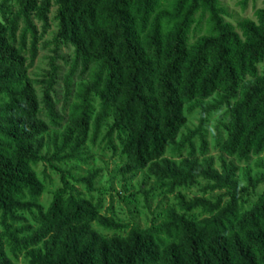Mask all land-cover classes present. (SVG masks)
<instances>
[{
    "label": "trees",
    "instance_id": "trees-1",
    "mask_svg": "<svg viewBox=\"0 0 264 264\" xmlns=\"http://www.w3.org/2000/svg\"><path fill=\"white\" fill-rule=\"evenodd\" d=\"M7 1L0 2V264H17L6 249L27 264H264V192L248 211L240 212L239 202L241 192L254 191L264 178L252 179L246 172L247 187L240 189L233 162L221 160L217 171L212 159L196 158L192 148V140L200 137L201 152H207L202 127L224 105L223 153L247 161L264 152V75L257 71L264 64V10L256 23L239 25V36L222 21L217 0H54L56 39L72 47L74 58L63 78L66 117L50 97L55 68L43 81L45 124L38 119L34 82L26 70L36 55L32 16L44 33L51 0H15L18 13L10 21ZM199 12L202 19L208 15V30L189 45ZM19 23L24 29L16 43ZM78 69L79 78L86 75L88 81L74 86ZM216 92L222 93L218 100L203 107ZM185 107L200 109L199 127L177 142L186 124ZM65 119L60 132L49 134ZM104 126L109 138L117 133L127 162L120 169L123 177L145 170L169 195L197 181L208 185L206 191L224 194L214 201L177 196L159 224L104 238L93 224L113 232L123 227L101 216L99 204L83 198L62 174V187L43 212L44 187L33 168L42 162L87 165L89 134L94 144ZM168 145L175 153L190 151L176 163L164 156ZM100 174L90 169L81 179L67 178L91 193ZM225 197L231 198L228 203ZM196 212L202 216L197 221L192 219Z\"/></svg>",
    "mask_w": 264,
    "mask_h": 264
},
{
    "label": "rangeland",
    "instance_id": "rangeland-1",
    "mask_svg": "<svg viewBox=\"0 0 264 264\" xmlns=\"http://www.w3.org/2000/svg\"><path fill=\"white\" fill-rule=\"evenodd\" d=\"M2 0H0L1 2ZM168 4V3H167ZM166 4V5H167ZM217 6L221 11L220 17L222 21L231 26L235 32L241 36L239 25L244 22H257V13L264 10V0H217ZM6 7L10 10V15L7 16V21H10L13 16L18 13V7L15 0L7 1ZM58 7L54 0L50 1L49 13L47 15L48 29L43 33L42 25L32 16V24L38 32V37L35 43L36 55L31 66L26 70L28 78L34 82V93L38 102L39 115L38 119L45 124H48L46 112L43 105V96L45 93L44 80L48 79V74L51 68L56 70V79L53 89L50 91L51 100L55 105V109L60 115L66 117L67 107H64V90L63 78L68 72V69L73 61V49L66 43L56 39L58 32L57 20ZM202 12L197 13L193 18V23L190 27L188 36V44L192 45L199 38L205 36L208 30L207 20L208 15ZM23 24L19 23L16 33V43L19 42L23 32ZM30 39L26 35V51L25 61L28 65L31 61L29 56ZM259 76L264 75V64L257 66ZM88 81L86 75L79 78V69L74 78L73 85L85 83ZM217 95H222L221 92H216L207 100L202 101L203 107L213 105L218 99ZM98 101L94 99L93 106L96 108ZM184 117L186 119L185 126L179 131L176 141H181L189 132L195 131L199 127L200 109H194L189 112L184 108ZM108 125H111L109 120ZM227 117L226 107L221 105L218 109L212 111L206 118L202 129V139L206 143L207 152L203 155L201 152V138L195 137L192 140V148L194 156L198 159L210 158L214 162V169L220 171L221 160L233 162L237 167L236 179L239 188H246L244 174L247 172L252 179L264 178V152L258 156H251L247 161H239L236 157H229L221 150L227 136ZM66 124V119L62 123L59 131L49 129V134L60 132ZM108 128L102 127L98 138L94 144L90 142L91 132L88 141L86 142V154L90 157L87 165H54L48 166L45 162L38 164L33 171L38 180L42 183L44 190L39 199V205L45 212L52 202L54 194L61 189V176L65 175L68 184L73 187L77 193L83 195V198L90 199L93 203L99 204V214L105 218H111L117 225L122 226V230L117 232L105 231L101 228L92 225V229L98 235L104 238H110L113 234L124 237L129 228L137 227L140 230H146L150 227L159 224L163 220L164 211L167 207H175V197L182 196L186 201H192L195 198H203L214 201L224 192L206 191L207 184L202 181H197L192 187L177 189L172 195L167 194L166 187L163 183L150 178L145 170H134L125 177L120 173V169L127 163L120 155L121 149L117 133H114L111 138L107 136ZM110 143L108 140H110ZM189 148L182 150L180 153H175L172 146L168 145L165 149L164 156L173 160L176 163L182 158L187 157ZM45 155V151L42 153ZM90 169L101 171L99 178L94 183L93 191L88 193L84 188L76 185L72 180H77L85 177ZM72 178H67L69 176ZM264 192V181L254 191L240 194V212L248 211L251 206L261 197ZM230 197L223 199L224 203L230 201ZM28 224L33 228L37 224L33 222L31 216L23 215ZM200 212L192 215V219L197 221L201 218ZM8 257L17 264H27V261L22 255L18 259H14L6 249Z\"/></svg>",
    "mask_w": 264,
    "mask_h": 264
}]
</instances>
